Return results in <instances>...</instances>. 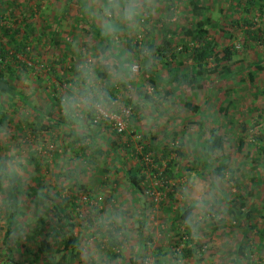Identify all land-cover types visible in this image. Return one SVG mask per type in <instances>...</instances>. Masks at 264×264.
<instances>
[{"label": "rangeland", "instance_id": "rangeland-1", "mask_svg": "<svg viewBox=\"0 0 264 264\" xmlns=\"http://www.w3.org/2000/svg\"><path fill=\"white\" fill-rule=\"evenodd\" d=\"M204 1L206 16L218 26L210 28L209 38L218 49L232 48L235 56L215 74H205L201 89L174 91L145 75L150 69L169 78L161 66L151 67L146 43L153 39L160 45L162 29L196 23L190 0H174L172 11L165 0H3L1 26L23 32L28 17L34 32L27 53L16 54L15 60L9 47L8 61L0 59L15 93L0 95V114L5 115L0 122V264L62 262L54 249L33 263L44 239L40 219L47 233L50 223H65L57 214L79 226L78 246L66 264H236L239 246L246 255L238 264H264V246L258 247L264 242V167L253 163L264 161V141L259 140L264 135V70L254 84L248 79L257 62L264 66V46L244 25L248 19L251 31L263 29L264 14L237 11L238 0ZM235 16L238 26L232 24ZM3 33L0 42L8 40ZM109 40L113 55L126 60L127 71L110 55ZM190 42L185 44L192 47ZM130 43L138 44L137 52H131ZM100 65L109 66L115 91L107 100L105 84H98L92 95L102 96L90 102L81 96V85L87 74L96 78ZM207 68H215L213 60ZM92 86L93 81L87 88ZM143 95L151 101L144 102ZM69 99L80 106L73 107ZM225 100L232 103L221 111ZM188 103L205 114L202 134L198 122L203 117L189 111ZM90 108L102 122L94 132L87 122ZM119 123L122 135L115 133ZM211 129L229 139L228 164L241 179L245 199L234 194L233 182L214 177L215 162L194 153ZM81 133L89 134L88 140L79 141ZM168 164L181 176H163ZM135 169L147 177L141 192L128 178ZM196 203L191 225L182 222L180 212ZM116 230L123 243L112 249L109 234ZM187 249L196 251L186 257Z\"/></svg>", "mask_w": 264, "mask_h": 264}, {"label": "trees", "instance_id": "trees-1", "mask_svg": "<svg viewBox=\"0 0 264 264\" xmlns=\"http://www.w3.org/2000/svg\"><path fill=\"white\" fill-rule=\"evenodd\" d=\"M169 5L167 6L168 11H172L174 7V0H165ZM180 1V0H179ZM240 2V6L237 9V11L240 10L242 7V11H245L249 15H255L256 13L260 12L261 14H264V0H238ZM204 0H201V4L197 3V1L190 0L189 5L191 6L189 12H191V15L193 18L197 19L196 23L183 26L181 28L175 27L173 30L171 29H162V43L160 45H157L154 40H150L148 43H146V50L151 54V60L153 61L151 67H162V70H165L169 74V78L165 79L163 78L159 73L152 72V70L147 69L145 71V75L151 78V83H162L163 85L169 86L174 91H179L181 88H188V89H201L202 88V81L204 79L205 74H215L218 68H220V65L222 63H232L234 59V53L232 51V48H223L218 49V44L216 41L211 40L209 38V30L211 27H218L215 24L211 23V20L209 17L206 16V13L208 11V8L206 7ZM243 2V3H241ZM3 0H0V31H3L4 37H8V40L0 42V59L1 63L8 61L9 56V47H12V50L14 49V53L11 55L12 59H17L16 54H25L27 53V47L30 44L31 41V33L34 32V24L31 22V20L26 17L24 25L26 26V30H23V32L19 29H8L6 27L1 26V20L4 17V11L5 9L1 10L2 7H4ZM83 9V8H82ZM135 10L137 9L134 8ZM137 12V10L135 11ZM34 14H32L33 16ZM235 15V14H234ZM233 25H240L241 22L238 18L233 19L232 21ZM244 25L249 26L250 30H247L248 34L256 35L255 41H261L260 44L264 46V28L257 29L256 32L251 31V25L252 22L250 20L245 19ZM19 36L21 37V40H19ZM101 36V35H100ZM104 40V39H102ZM190 40L192 43V47L185 44V41ZM129 48L134 52L138 51V44L132 45L131 43L128 44ZM106 47L110 53V55H113V48H112V40H109L108 43H106ZM142 51V50H141ZM141 55L144 52H139ZM136 53V54H139ZM119 55V54H118ZM118 55H113L112 57L118 62L119 67H121L122 71H127L125 59H121ZM147 56V55H146ZM213 60L215 63L214 69H208L209 61ZM63 61V60H62ZM187 63H192L193 65L189 68H186ZM8 69L11 68V64L8 62ZM229 66H225L224 68L227 69V73L230 74V70L228 69ZM256 70L250 71L248 74V79L250 81V84H254L256 81V77L258 76L259 72L264 70V66H262V62H257L255 65ZM72 71H74V68H71ZM109 66L108 65H100L98 69H96L95 76L90 77V74H87L83 78V84L81 85V89L84 90V92L81 93V96H86V98L91 101L98 102L100 97L102 96V93L100 92L97 95L92 93H95L96 86H99L98 84H105L102 88L103 90V97L109 98V95H113V92L115 91V87L110 84L109 82ZM127 76L131 75V72L126 73ZM91 79H90V78ZM93 79V80H92ZM90 81V83H89ZM91 81H93L95 86H92L90 88H87L88 84H91ZM97 84V85H96ZM171 91V92H170ZM167 91L166 95H170L172 93V90ZM14 95V89L10 86L8 80L6 79L3 70L0 69V95ZM141 97V94H140ZM143 101L149 102L151 101V97L148 95H143ZM232 102L230 100H225L220 106L221 111H226ZM140 103L136 104L134 106L133 111L137 112L140 107ZM186 107L189 109V111H195L198 112L201 119L198 122V125L200 126V134H202V127L204 123L205 114L199 111L197 106H193L192 104L188 103L186 104ZM87 108V107H86ZM257 110V109H256ZM260 114L261 112L259 109L257 110ZM87 122L90 128H92V132H94V129H98L101 127L102 122L99 120L96 116V112L94 109L90 108V111L87 113ZM5 120V115L0 114V122L2 123ZM53 125V122L50 121ZM219 123V120L216 121ZM104 124V123H103ZM52 126H42V129L45 131H50ZM88 128V127H87ZM117 135L124 134V131L120 132L119 130L115 131ZM77 136L79 137V141L83 142L85 140H88L89 134H84ZM259 140L261 143L264 141V135L263 137H260ZM229 143V139L227 135L218 129H211L209 134L207 136H203L200 141H198L197 145L194 148V153H199L200 158L206 162H215L216 166L213 168V174L214 177L219 179L220 181L228 180L230 182L234 183V187L236 192L234 193L237 195L238 198L245 199L243 197L244 193L242 192L243 184L241 182V179L237 177V174L234 170L230 169V166L228 164V153H227V146ZM240 147L243 145V140L240 141ZM183 146V144H182ZM180 146L177 150L180 151ZM158 147V146H157ZM262 151H264V146H261ZM150 150V149H149ZM148 150V151H149ZM178 151V152H179ZM256 165H262L264 167V161L261 162V158H257L253 162ZM253 164V165H254ZM174 165L168 164L166 169L164 170V173H162L163 176H168L169 178H177L181 176V173H174L173 167ZM255 166V165H254ZM1 168V167H0ZM145 168V166H144ZM136 170V169H135ZM156 173L158 170H155ZM3 173V172H2ZM5 173V172H4ZM3 173V175H5ZM128 178L131 183V185L139 192L142 191V184L146 182L147 177L145 174L141 173L139 170H136L135 172L128 171ZM179 175V176H178ZM212 186L215 187V184L212 183ZM233 187V188H234ZM234 191V190H233ZM251 197V192L247 195ZM199 203H196L194 206H190L184 211L180 212L179 219L191 225L193 222V211L197 207ZM242 205H245L244 202H242ZM14 213V212H13ZM12 216H15V214H12ZM58 221H64L62 225L60 223L53 222L50 223V230L49 232L45 233L46 231V224L41 220V223L43 225V228L41 229L42 234L44 235V239L40 242L39 246L37 247V252L35 254V261L33 263L38 262L41 257L44 255H48L52 253L55 249L56 253L62 254V262H58L57 264H66L67 262V256L69 253H73L79 243V226L76 225L74 222H70L69 220H66L64 216L57 214L56 215ZM247 217L250 221H252V217H250L249 212L247 213ZM54 221V220H53ZM52 222V220H51ZM253 225V224H252ZM250 225V228H254V225ZM119 231H115V233L109 234V245L112 249L119 248L123 242H120L117 236V233ZM10 232H8L7 235H9ZM45 233V234H44ZM261 235H264V229L260 231ZM259 249H261L264 246V242L261 241V243L258 244ZM111 249V250H112ZM61 250V251H59ZM187 254H185L186 257H191L195 249H187ZM237 259L234 260L236 264L239 263L240 260L244 258L246 255L244 248L239 246V248L236 250ZM118 256V255H117ZM248 259L250 257L247 255ZM247 259V258H245ZM13 261V260H12ZM65 262V263H64ZM13 264H21L16 261H13Z\"/></svg>", "mask_w": 264, "mask_h": 264}, {"label": "clouds", "instance_id": "clouds-1", "mask_svg": "<svg viewBox=\"0 0 264 264\" xmlns=\"http://www.w3.org/2000/svg\"><path fill=\"white\" fill-rule=\"evenodd\" d=\"M89 83H90V81H89ZM81 102L82 103H85V104L88 103L87 101H81ZM68 103L71 104V105H73V107H79L80 106L79 104L75 103V101L72 100V99H69Z\"/></svg>", "mask_w": 264, "mask_h": 264}, {"label": "built area", "instance_id": "built-area-1", "mask_svg": "<svg viewBox=\"0 0 264 264\" xmlns=\"http://www.w3.org/2000/svg\"><path fill=\"white\" fill-rule=\"evenodd\" d=\"M117 128H118V130H119L120 132H122V131H123V126H122V124H121V123H119V125L117 124Z\"/></svg>", "mask_w": 264, "mask_h": 264}]
</instances>
